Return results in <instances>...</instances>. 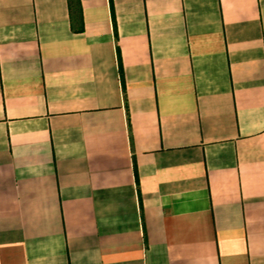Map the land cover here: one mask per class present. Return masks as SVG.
Wrapping results in <instances>:
<instances>
[{"label":"crops","instance_id":"1","mask_svg":"<svg viewBox=\"0 0 264 264\" xmlns=\"http://www.w3.org/2000/svg\"><path fill=\"white\" fill-rule=\"evenodd\" d=\"M0 264H264V0H0Z\"/></svg>","mask_w":264,"mask_h":264}]
</instances>
